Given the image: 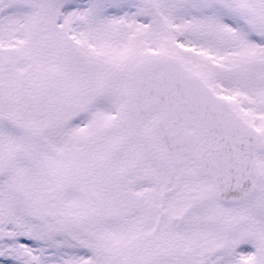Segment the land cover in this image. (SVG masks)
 Listing matches in <instances>:
<instances>
[{
    "label": "snow or ice",
    "instance_id": "1",
    "mask_svg": "<svg viewBox=\"0 0 264 264\" xmlns=\"http://www.w3.org/2000/svg\"><path fill=\"white\" fill-rule=\"evenodd\" d=\"M0 264H264V0H0Z\"/></svg>",
    "mask_w": 264,
    "mask_h": 264
}]
</instances>
